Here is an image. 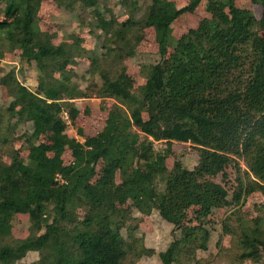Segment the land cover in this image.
I'll use <instances>...</instances> for the list:
<instances>
[{"label": "trees", "instance_id": "16d2710c", "mask_svg": "<svg viewBox=\"0 0 264 264\" xmlns=\"http://www.w3.org/2000/svg\"><path fill=\"white\" fill-rule=\"evenodd\" d=\"M41 1L0 0V59L19 50L39 73L36 91L13 69L4 75L2 117L9 123L15 118L7 123L13 129L23 123L31 128L23 134L25 159L6 139L0 141L9 157L4 160L0 149V264H136L144 244L139 221L153 210L173 225L172 234L180 231L158 252L161 263L201 264L198 251L208 250L213 231L203 219L219 209L227 212L219 236H228L230 245L218 239L217 248L231 253L229 264H264V32L256 31L264 27V12L256 18L236 0H204L209 17L174 38L170 24L203 0H187L181 10L168 0H121L129 10L121 21L102 15L99 0H59L63 9L84 5L99 17L102 54L96 56L76 39L54 44L53 34L39 26ZM250 1L264 10V0ZM147 28L159 59L139 66L144 83L133 91L125 60ZM81 54L98 70L88 92L67 68ZM91 93L117 103L102 128L79 141L66 133L67 121L78 116L73 99ZM154 142L164 148L156 150ZM173 142L198 151L192 168L176 157L168 168ZM230 161L236 170L231 192L201 178L225 176ZM253 193L263 202L247 216L242 203ZM18 214L28 219L23 237L12 234ZM30 252L37 258L22 262Z\"/></svg>", "mask_w": 264, "mask_h": 264}, {"label": "rangeland", "instance_id": "374dc122", "mask_svg": "<svg viewBox=\"0 0 264 264\" xmlns=\"http://www.w3.org/2000/svg\"><path fill=\"white\" fill-rule=\"evenodd\" d=\"M173 2L177 10H181L186 5L187 0H168ZM237 6L250 10L256 18H260L264 12L263 8L258 4H252L250 0H236ZM98 9L101 14L109 18L110 15H114L117 20L121 21L128 15V5L125 6L121 0H99ZM144 6L140 7L136 11V15H140L143 12ZM209 14L206 12V1H201L194 12H181L179 16L170 24L168 32L172 37L178 38L180 35L186 33L189 29L197 27L199 22L208 18ZM2 15L0 14V19ZM39 26L41 29L53 34V43L58 44L63 41L72 43L75 41L79 46L85 48L96 56L102 54L100 48L101 40V28L100 19L94 14L90 7L75 8L66 10L60 7L59 0H42L38 9ZM256 31L259 33L264 32V27L258 26ZM73 36L72 38L70 36ZM75 37V38H74ZM171 50V49H169ZM19 50L13 52L4 53L0 59V141L6 139L8 141L7 146L11 143L14 149L19 152L20 159H25L28 151L25 142L24 132H29L30 123L20 124L17 128L13 129L6 121L7 115L2 117L1 112L4 110V104L7 101V87L8 82L5 79V73L9 69H13L18 80L31 90L36 91L38 84L39 73L33 64H28L20 57ZM159 59L157 54V44L154 41V35L151 28L145 30V36L143 40L137 46L135 53L132 57L125 60L126 72L131 77L129 84L130 90H136L138 86L144 83L143 77L139 73V66L142 63H154ZM91 60L87 55L81 54L76 56L75 63L68 65L67 68L72 73V79L75 83L86 89L89 84V79L96 80L98 78V70H93L90 66ZM93 70L92 73L89 71ZM58 75V73L56 74ZM86 98H75L78 100L80 113L75 119L74 123L67 121L68 126L66 133L75 137L79 141H82L88 136L94 135L98 132L106 118V109L109 105H114L117 102L111 99H103L96 97L93 93ZM66 117V116H65ZM15 120L13 117L10 123ZM9 123V124H10ZM78 129L82 131L80 134ZM15 130V131H14ZM46 140L45 137L41 138ZM3 147V146H1ZM0 147V149H1ZM154 148L160 150L164 148L162 142H154ZM9 149V148H8ZM173 156L169 155L166 159V164L169 169L173 166L174 157L179 158L187 168H192L197 161L198 151L194 149L189 143L173 142L172 144ZM4 160L8 161L7 147L1 149ZM6 154V155H5ZM65 164L71 161L69 151H65L62 155ZM239 168L244 169V164L241 160L237 159ZM97 173L102 169V163L99 162L96 166ZM235 164L230 161L225 166V176L221 173L213 176L216 182L221 183L229 192L235 188ZM256 195H249L245 197L242 207L246 215L256 214L260 208V200ZM258 201V202H257ZM260 204V205H259ZM254 210H253V209ZM257 210V211H256ZM83 209H78V215L83 217ZM227 212L224 209H219L210 215L207 219H203L207 225L213 228L209 246L207 251H198V259L201 264H229L232 261V256L229 251L220 252L217 248V241L220 239L222 246L229 247V237L219 236L222 219ZM142 216L139 221V232L144 237V244L142 247L143 256L137 261L136 264H162L158 258V252L162 251L174 237H179L180 231L173 233L170 230L167 222L162 220L157 212L154 210L147 217ZM189 217H193L192 210L189 213ZM26 214H18L13 221L12 234L15 237H23L27 234L26 227L28 225ZM173 229V228H172ZM37 258L36 252H30L22 260V262H29ZM259 263H262L260 260ZM19 264V263H18ZM244 264H253L251 262H245Z\"/></svg>", "mask_w": 264, "mask_h": 264}, {"label": "crops", "instance_id": "0c3cea01", "mask_svg": "<svg viewBox=\"0 0 264 264\" xmlns=\"http://www.w3.org/2000/svg\"><path fill=\"white\" fill-rule=\"evenodd\" d=\"M253 4V3H252ZM103 99H106V98H103ZM107 99H111L113 102L115 101L113 98H107ZM74 103H75V105H76V107L78 108V115H79V113H80V109H79V107H78V105H79V102H78V100H74L73 101ZM113 105H109V107H107V109H106V112H108V110L112 107ZM107 115V114H106ZM78 117V116H77ZM82 141H84V139L82 140ZM67 151H69V150H67ZM70 153V152H69ZM213 176H207V175H203V176H201V178L203 179V180H213V179H211ZM214 181V180H213ZM254 195H256L257 194V197L259 198V199H257V200H260V204L262 205V202H263V197L261 196V194L260 193H253ZM253 194H251V195H253ZM250 195V196H251ZM258 202V201H257ZM259 204V205H260ZM260 205V206H261ZM244 209V208H243ZM253 209V208H252ZM254 210V209H253ZM154 211V210H153ZM152 211V212H153ZM156 211V210H155ZM257 211V210H256ZM151 212V213H152ZM157 212V211H156ZM150 213V214H151ZM149 214V215H150ZM157 214H158V212H157ZM246 214V213H245ZM252 215H255V214H252ZM252 215H248L247 214V216H252ZM148 216V215H147ZM146 215L144 216V217H147ZM168 224V226H170V230H172V228H173V225L172 224H169V223H167ZM176 232V231H175ZM224 237H226V236H224ZM170 242V241H169ZM209 246V245H208ZM167 247V246H166ZM166 247L163 249V250H165L166 249ZM162 250V251H163Z\"/></svg>", "mask_w": 264, "mask_h": 264}, {"label": "built area", "instance_id": "2783aa9c", "mask_svg": "<svg viewBox=\"0 0 264 264\" xmlns=\"http://www.w3.org/2000/svg\"><path fill=\"white\" fill-rule=\"evenodd\" d=\"M57 179L59 180V176H57Z\"/></svg>", "mask_w": 264, "mask_h": 264}]
</instances>
